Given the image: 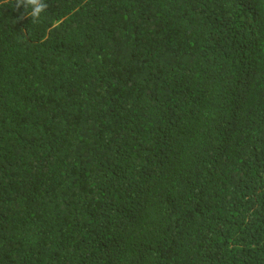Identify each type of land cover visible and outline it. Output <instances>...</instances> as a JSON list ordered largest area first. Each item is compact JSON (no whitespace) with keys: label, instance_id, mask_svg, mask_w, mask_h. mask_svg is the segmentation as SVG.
Here are the masks:
<instances>
[{"label":"trees","instance_id":"obj_1","mask_svg":"<svg viewBox=\"0 0 264 264\" xmlns=\"http://www.w3.org/2000/svg\"><path fill=\"white\" fill-rule=\"evenodd\" d=\"M0 264H264V0H0Z\"/></svg>","mask_w":264,"mask_h":264},{"label":"clouds","instance_id":"obj_2","mask_svg":"<svg viewBox=\"0 0 264 264\" xmlns=\"http://www.w3.org/2000/svg\"><path fill=\"white\" fill-rule=\"evenodd\" d=\"M29 2L31 3V2H34V0H29Z\"/></svg>","mask_w":264,"mask_h":264}]
</instances>
